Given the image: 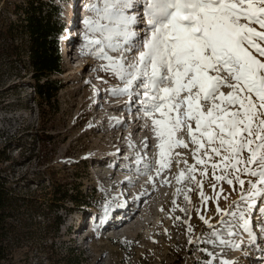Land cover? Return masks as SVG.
Returning a JSON list of instances; mask_svg holds the SVG:
<instances>
[{
  "label": "rangeland",
  "instance_id": "obj_1",
  "mask_svg": "<svg viewBox=\"0 0 264 264\" xmlns=\"http://www.w3.org/2000/svg\"><path fill=\"white\" fill-rule=\"evenodd\" d=\"M4 1L13 0H0V8ZM50 1L58 8L57 21L62 28L58 36L62 74L51 77L60 82L52 107L35 96L32 81L27 74L22 73V69L11 72L4 66L0 69V149L6 148L9 156V161L3 166L16 189L31 195L38 203L25 217L28 224L27 239L14 250L8 264H208L206 249L199 245L204 237L199 233L201 227L220 222L217 207L229 210V204L239 200L240 186L221 182L214 191L212 183L200 176L201 165L196 164L193 155L195 146L187 136L186 127L176 133L174 139L182 140L187 147L171 149L165 162L182 167L185 181L182 189L170 178L164 181L161 189L158 188V194L152 193L140 205V214L134 221L141 215L144 218L138 223L133 221L116 231L114 225L103 231L96 226L103 221L102 211L106 205L99 199V194L107 189L105 183L100 181L101 175L113 171L116 176L127 177L132 181L142 178L139 184L128 190L135 192L139 187L143 191L157 181L154 174L159 167V142L155 141L151 119L146 118L141 111L139 116L145 128L138 135L148 139L144 145L148 147V153L141 157H149L146 163L135 165L134 157L140 152L131 148L122 153L114 164L106 163L101 167L96 162L88 161L90 156L109 152L106 147L123 137L120 132H109L108 124H102V121L116 117L124 122L121 128L130 125L129 118L126 117V122L123 118L126 111L117 106L129 97L113 94V90L122 88L123 84L104 70L106 61L96 58L95 50L85 46V21L95 19L94 13L89 10L95 0ZM146 25L147 21L141 19L140 27ZM88 35L89 39L99 38L91 33ZM134 53L125 54L129 61L138 54ZM108 54L117 58L119 56L118 53ZM77 68L82 69L78 71L80 77L77 74L69 75ZM222 91L227 94L229 89L224 88ZM95 115H98L96 119ZM97 124V129L91 127ZM128 127L125 133L131 131ZM86 132L87 135H84ZM46 137L51 140L46 141ZM127 142L131 147L136 141ZM193 166L197 169L194 173L190 171ZM170 172L165 171L166 174ZM208 173L211 176L210 166ZM193 175L197 180L204 179L202 189L193 182ZM50 179H53V183ZM143 181L147 183L141 186ZM63 187L69 190V196L54 205V195ZM221 187L222 193L219 191ZM125 190L123 188L121 191ZM201 190L206 200H201ZM112 194L118 196L117 191ZM214 196H218V199H213ZM129 199H120L121 204L129 202ZM260 207H264V203ZM231 210L235 211L236 205ZM55 214L60 217L56 232L53 230ZM81 216L83 223L80 224L78 219ZM121 218L122 215L113 220ZM225 219L231 220V217ZM92 220L96 224L93 232L90 228ZM87 224L89 228L79 235L80 225L82 229ZM251 224L252 234L259 240V251L246 253L240 243L247 233L239 226V222H234L232 246L224 247L223 258L227 264H234V258L245 255L248 256L245 264H264V231H261L264 219L256 213L251 218Z\"/></svg>",
  "mask_w": 264,
  "mask_h": 264
},
{
  "label": "snow or ice",
  "instance_id": "obj_2",
  "mask_svg": "<svg viewBox=\"0 0 264 264\" xmlns=\"http://www.w3.org/2000/svg\"><path fill=\"white\" fill-rule=\"evenodd\" d=\"M89 10L95 19L85 21V46L123 84L113 94L134 97L151 119L157 173L171 149L187 147L174 139L186 127L200 176L214 191L221 182L240 186L229 210L217 207L220 224L233 236L232 224L239 222L251 238L252 216L264 219V0H95ZM132 52L138 55L126 60ZM192 179L202 189L204 179Z\"/></svg>",
  "mask_w": 264,
  "mask_h": 264
},
{
  "label": "trees",
  "instance_id": "obj_3",
  "mask_svg": "<svg viewBox=\"0 0 264 264\" xmlns=\"http://www.w3.org/2000/svg\"><path fill=\"white\" fill-rule=\"evenodd\" d=\"M58 13L50 0L4 1L0 8V69L2 66L10 72L22 69L32 81L35 96L50 108L60 89V82L51 77L62 74L58 42L62 28L57 21ZM6 151L0 149V264H8L14 250L27 239L25 217L38 205L34 197L20 193L10 179L3 166L9 161ZM68 194L69 190L63 187L54 195L53 204ZM59 218L53 216L54 232L60 224Z\"/></svg>",
  "mask_w": 264,
  "mask_h": 264
},
{
  "label": "bare ground",
  "instance_id": "obj_4",
  "mask_svg": "<svg viewBox=\"0 0 264 264\" xmlns=\"http://www.w3.org/2000/svg\"><path fill=\"white\" fill-rule=\"evenodd\" d=\"M86 1V0H85ZM89 4L86 6V9L88 8ZM85 9V10H86ZM140 16V15H139ZM143 28V27H140ZM140 36H143V32L142 31H138L137 32ZM70 39V37H69ZM68 39V41L70 42V40ZM77 38H75L72 43L74 44V41ZM76 48V47H75ZM136 54V52L134 53ZM128 55V54H127ZM138 55V54H136ZM131 56V55H130ZM126 60H128V56L125 55ZM80 66V65H79ZM77 66V67H79ZM82 68V67H80ZM77 68L75 70H73L74 72L70 73L69 75H76L78 77H80V73L78 74V71L80 72L82 69ZM134 99V98H133ZM129 100V101H128ZM127 101L128 104H126L125 102ZM126 101H124L123 103H119L117 106L121 107V110H125L126 113L123 114V118L124 121L126 122V117L130 118V120L128 121V123H130V125L125 126V128H121L122 124H124L123 121H119V118L116 117H110V118H105L102 121L103 123H107L108 124V131L109 132H120L121 135L123 134L122 138H118L114 142H112V144L106 148H108L109 152H101V153H97L94 156H90L88 158V161L90 162H96L97 164H99V166H105L106 163H113L117 162L118 157L122 154L125 153L129 150V148L131 149H135L138 150L140 152L139 155L135 156V165L141 166L144 164V162L146 163V161L149 160V157H142L143 154L148 153V147L144 146L146 142H148L147 138H142L141 136L138 135V132L142 129L145 128V126L143 125L142 120L140 119L139 114L141 113L140 107V103L139 101H134L133 102V106L131 108V102L130 99H126ZM123 107V108H122ZM127 114V115H125ZM98 115H95L94 118L96 119ZM116 125H111V123L116 122ZM97 124L95 127L91 126L93 129H97L98 128ZM134 125V126H133ZM128 126L133 127L132 129H130V132L125 133V130H128ZM90 127V129H92ZM89 130V129H87ZM125 133V134H124ZM87 135V132L84 134ZM155 141H158V139L156 138V135L154 136ZM136 141L134 143H132L133 145L130 146V144L127 141ZM122 141V142H121ZM119 142H121V145L119 144ZM159 142V141H158ZM141 160V162H140ZM137 163V164H136ZM137 166V167H138ZM165 168H159V173H157V169H155V176L154 179L157 180L156 183L149 185L147 188H144L143 191H140L141 189H139V187L136 189L135 192H130L128 189H132L133 186L139 184V182L141 181V179H135L134 181H132L130 178L127 177H123V176H119V175H115V173L113 171H111L110 173H105L103 175H101L100 177V181H103V183H105V185L107 186L106 190H104L103 192H101L99 194V199L103 202L106 203L105 207L103 208L102 213H104L103 215V221H101L100 223H98L97 225L95 224V221H93V225L90 226L91 228V232L94 231L95 227H99L102 231L105 229H108L111 225L115 226V231L122 228L123 226L127 225V224H131L138 216V214H140V211L138 210V208L140 207V205L142 203H144V201H146L151 195L152 193L156 192V194H158L160 192V190L158 189L162 184H164V181L169 180L170 178L172 180H174L177 184V186H179L180 189H182L183 183L184 181V176L178 181V177H180V174L183 173L184 171L182 169V167L179 166H175V165H171L170 162L165 164ZM197 170V169H195ZM165 171L170 173H165ZM196 172V171H195ZM135 173L140 176V173L135 171ZM147 181H143V184H146ZM140 186V187H141ZM123 188H126V190L124 192H122L121 190ZM161 189V187H160ZM118 192V196H115V194H112V192ZM130 198L127 203L121 204L120 199L122 198ZM190 200L191 197H189ZM179 206V205H178ZM137 207V208H136ZM180 207V206H179ZM102 208V207H101ZM193 209V208H192ZM107 210V211H106ZM180 210V209H179ZM181 211V210H180ZM179 212V211H178ZM122 215L121 219H116L115 221L113 220L114 217L120 216ZM144 215H141L140 218H138L135 222L138 223V221H140L141 219H143ZM80 224L83 223V216H81L79 219ZM113 220V222H112ZM96 225V226H95ZM211 225V226H210ZM82 225H80V230H79V235H82L89 227L88 224L84 226V228H82ZM214 232H218L220 235V239H222L223 241H225V243H221L220 239H217V236L214 234ZM200 234L204 235L203 240L200 241L199 245L201 247H204L206 249V255L209 259L208 264H222V261H225V259L223 258L224 256V247L228 246L230 247V245H232V240H231V236L228 235V232L226 231L225 227H221L220 226V222H212L211 224H209L208 226L205 225V227H201V230L199 232ZM135 234H137V232H135ZM84 240V239H83ZM198 245V244H197ZM240 245L242 246L243 249H245L246 253L248 254L249 251H259V240L257 239V237L255 235H252V237L250 238L249 235H245V237L243 238V240L241 241ZM204 249V250H205ZM251 253V252H250ZM250 256V255H249ZM243 257V258H242ZM248 256H239L233 259V263L236 264H245V262L247 261ZM255 257H257V255H255ZM247 263V262H246Z\"/></svg>",
  "mask_w": 264,
  "mask_h": 264
}]
</instances>
